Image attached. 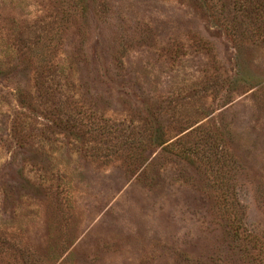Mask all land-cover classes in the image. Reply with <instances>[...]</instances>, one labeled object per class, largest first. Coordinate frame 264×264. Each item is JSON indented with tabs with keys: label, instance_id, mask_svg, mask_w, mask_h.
Returning <instances> with one entry per match:
<instances>
[{
	"label": "rangeland",
	"instance_id": "obj_1",
	"mask_svg": "<svg viewBox=\"0 0 264 264\" xmlns=\"http://www.w3.org/2000/svg\"><path fill=\"white\" fill-rule=\"evenodd\" d=\"M0 264H264V0H0Z\"/></svg>",
	"mask_w": 264,
	"mask_h": 264
}]
</instances>
